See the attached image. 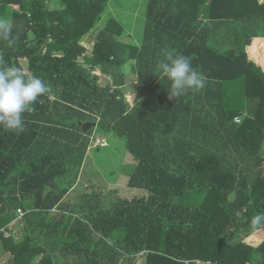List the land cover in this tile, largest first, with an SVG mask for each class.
I'll list each match as a JSON object with an SVG mask.
<instances>
[{
	"label": "trees",
	"instance_id": "16d2710c",
	"mask_svg": "<svg viewBox=\"0 0 264 264\" xmlns=\"http://www.w3.org/2000/svg\"><path fill=\"white\" fill-rule=\"evenodd\" d=\"M110 2L0 0V19L12 22L16 38L13 46L0 40V68L18 67L51 88L24 114L23 132L0 127V254L11 253L9 264H120L142 251L140 264L252 262L264 252V243H244L263 225L253 217L264 213V55H255L264 2L148 0L142 46L125 40L124 25L110 16L95 34L93 55L84 57L108 74L101 80L80 64V39L95 31ZM209 22L225 30L227 46L217 45ZM166 49L191 58L209 80L205 90L169 98V82L158 76ZM128 65L139 72L133 106L124 88ZM206 106L211 113L197 112ZM88 121L96 125L85 132ZM95 129L115 136L114 146L124 141L137 161L128 185L142 189L105 211L104 196L93 192L81 204H62ZM222 131L228 143L219 147ZM178 132L180 140L168 144ZM20 208L27 234L16 241ZM43 231L55 239L49 247L34 239ZM90 233L99 235L97 249L87 244ZM60 244L64 260L54 253Z\"/></svg>",
	"mask_w": 264,
	"mask_h": 264
},
{
	"label": "rangeland",
	"instance_id": "374dc122",
	"mask_svg": "<svg viewBox=\"0 0 264 264\" xmlns=\"http://www.w3.org/2000/svg\"><path fill=\"white\" fill-rule=\"evenodd\" d=\"M142 1L141 0H112V5L108 7L106 12L104 13L102 19L100 20V22L97 24V26L94 29L95 31H93L92 29V31L86 33V35H84V37L80 39V43L86 48V51L84 53L85 55L82 54L79 57V61L81 62L80 64L84 68L90 69V71L92 72V75L95 76L96 74V76H99L101 80L102 78H108V74L103 72L100 65L91 67V65L86 63L84 59L85 56L93 55L92 49L96 41L95 39L96 32L99 30V28L102 25H104V23L110 16H113L117 18L119 21H121V23L127 27L126 29L128 31L134 32L133 30H135L136 27H137V31L143 28L144 22H145V4L147 0H142ZM59 6L60 5L57 4L56 2H52L50 4L51 8H56ZM125 40H129L128 33H127ZM44 51H45V48H44ZM21 64L26 67L28 64L27 59H21ZM50 96L54 97V93L51 92ZM207 111H208L207 106L203 107L202 109L197 110L198 113H203ZM207 113H211V112H207ZM237 118H239L237 119V121L240 122L242 116H237ZM94 131H95L94 132L95 137L96 136H103L105 138L107 137L106 139H107L108 144H110V146L106 148H102L100 151L95 150V147L92 145L89 147V150L87 152V155L83 163V166L78 172L77 181L75 185L67 193V195L63 198L62 204L64 203H70L71 205L81 204L84 202V195L91 194L93 192V193H98L99 195H101V197L104 196L103 198L105 202H103V204H105V207H102V208H106V209L102 211H105V210H108V208H110L113 202H117L118 199L120 198L131 197L132 195L142 194V193H141V189H134L128 185V182H129L128 173L130 172V168H132L131 164L133 161L129 160L132 158L129 155V152L127 150V147L124 141L121 140L123 141L122 144H116L114 146L113 142H116L117 140L115 136L113 135L108 136L107 134L99 131V129H95ZM226 137H228V135H226L224 131H222V139L218 138L216 140V145L219 146L223 142L224 144L228 143ZM199 140L203 141L205 145H208L209 143L207 141L208 138L202 139V137L199 136ZM219 147L217 148L219 149ZM237 165L241 167L244 164L237 163ZM51 213L52 215H54L55 213H59V212H58V209L56 208V209H53ZM94 213L98 214L100 212L95 211ZM14 224H16V227L13 228L15 239L16 241H21L25 238L27 234L26 229H24V222L20 220L19 218H17ZM45 232L46 231H43V233L41 234L38 233L37 236L34 235V239H36L37 243L40 244L41 246L49 247L50 244L54 243L55 239L49 236V234ZM89 236L91 238V241L87 242V244L88 245L90 244V248L97 249V242L99 241V235L90 233ZM56 248L57 249H55L54 253L57 255L58 258H60V260H64L65 256L62 253L63 252L62 245L61 244L57 245ZM98 249H99L98 251L101 253L105 252V250L102 249V246H99ZM143 253L144 252L142 251L131 257L130 256H126L125 258L123 257L120 260V264H130V259L128 258H132L133 262L135 261L138 264L143 263L145 261V255ZM11 259H12V255L10 252H7L5 254L3 253L0 254V260L3 262V264H9ZM97 259L99 261L100 260L102 261V257L98 256ZM82 260L83 258L81 256L79 258V261L81 262ZM72 261L74 262V259L69 260L68 262H70V264H73ZM66 262H67V259H66ZM208 262L209 260L207 261L199 260V262L196 261V264H204Z\"/></svg>",
	"mask_w": 264,
	"mask_h": 264
},
{
	"label": "clouds",
	"instance_id": "9594fccd",
	"mask_svg": "<svg viewBox=\"0 0 264 264\" xmlns=\"http://www.w3.org/2000/svg\"><path fill=\"white\" fill-rule=\"evenodd\" d=\"M0 40L13 46V24L0 19ZM159 78H165L168 84L169 98H179L187 93L198 92L206 86V77L195 67L191 58L178 51L164 50L158 65ZM50 85L37 76L26 77L18 67L0 68V127L7 131H24V114L32 110V105L50 92ZM251 223L259 226L264 223V213L253 217Z\"/></svg>",
	"mask_w": 264,
	"mask_h": 264
},
{
	"label": "crops",
	"instance_id": "0c3cea01",
	"mask_svg": "<svg viewBox=\"0 0 264 264\" xmlns=\"http://www.w3.org/2000/svg\"><path fill=\"white\" fill-rule=\"evenodd\" d=\"M147 2H148V0L146 1V4H147ZM260 2H264V0H260ZM146 4H145V22H144L143 28H141L140 30L137 31V27H136V29L133 30L136 33L135 34L134 32L128 31L126 29L127 27L124 26L125 27V30L129 34V41L132 42V43H134V44H137L139 46H142L143 41L145 39L144 33H145V25H146ZM111 5H112V0L109 3V7ZM209 24L211 25V30H212L211 31V34H212V37L213 38L215 37L216 38V41L219 40L217 42L218 43L217 45H219L221 47L227 46V43L226 42H222V37H225V30L224 29H218L217 28L218 23L214 24L213 22H209ZM221 28H224V26L222 25ZM256 41H257V43H261V45L258 46L257 51H255V55L256 56H258L259 54L260 55H264V54H262V51L264 50V38L261 39V40L257 38ZM260 58H258V59L262 62L263 59H262L261 56H260ZM130 62H131V64H134L136 62V60H131ZM262 63H264V61ZM129 65H128V72L130 74L128 75V77L130 79L128 80V83L125 85L124 88L126 90V99L130 103V105L133 106L135 104V100H136V90H137V86H138V82H139V79H138V73L139 72L137 70H135L133 72L132 69H131V66L129 68ZM208 83H209V80L206 79V86H205V88L207 87ZM205 88L203 90H205ZM177 140L178 141L180 140V133L179 132L176 133L174 136H170V138L168 140L169 141L168 144L169 143H171V145H172V143L175 144L177 142ZM131 158L132 159H129V160H131L133 162L131 164V167L132 168H130V172L137 165V161L132 156H131ZM130 172L128 173V175L130 174ZM134 189H138V188H134ZM141 191H142V189H141ZM65 204H70V203H65ZM14 227H16V224L13 223L12 224V228H14ZM244 243H246V244H248V245H250V246H252L254 248L260 247L264 243V223H263V225H261V227L255 229L253 232H251L249 235H247L244 238ZM253 258H254V260H252V262H248L247 264H262V261L264 262V252H258L257 255H255Z\"/></svg>",
	"mask_w": 264,
	"mask_h": 264
},
{
	"label": "built area",
	"instance_id": "2783aa9c",
	"mask_svg": "<svg viewBox=\"0 0 264 264\" xmlns=\"http://www.w3.org/2000/svg\"><path fill=\"white\" fill-rule=\"evenodd\" d=\"M93 51V49H92ZM85 55V54H84ZM237 119L239 118H236V121ZM108 142H107V139L103 136H93L92 137V140H91V145L94 146L95 148L98 147V146H107ZM18 212H19V219L22 220L21 218L23 217L24 215V211L22 209H18ZM4 230V229H3ZM197 262H199V260H197ZM189 262H187L188 264ZM211 261H209L208 263H204V264H210Z\"/></svg>",
	"mask_w": 264,
	"mask_h": 264
},
{
	"label": "water",
	"instance_id": "95a60500",
	"mask_svg": "<svg viewBox=\"0 0 264 264\" xmlns=\"http://www.w3.org/2000/svg\"><path fill=\"white\" fill-rule=\"evenodd\" d=\"M94 125H96L95 122H91V121L85 122V123L83 124V129H84V131L86 132V131H88L92 126H94Z\"/></svg>",
	"mask_w": 264,
	"mask_h": 264
}]
</instances>
